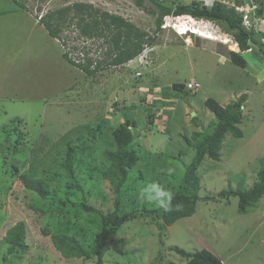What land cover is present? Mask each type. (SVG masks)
<instances>
[{
    "label": "rangeland",
    "instance_id": "1",
    "mask_svg": "<svg viewBox=\"0 0 264 264\" xmlns=\"http://www.w3.org/2000/svg\"><path fill=\"white\" fill-rule=\"evenodd\" d=\"M254 1L258 9L263 4ZM76 3L123 17L155 38L144 45L153 52L151 63L139 68L141 78L129 64L89 75L64 57L96 63L108 55L105 37L85 38L69 25L54 38L42 24L49 12ZM258 9L250 17L261 45L242 52L244 69L228 58L229 51L239 52L233 43L180 36L164 24L157 30L161 10L151 0H0V264H95L103 220L82 204L135 217L111 233L104 264L187 263L176 249H206L222 264H264V196L241 213L239 197L231 194L252 188L264 163V16ZM212 22L234 40L225 24ZM191 81L202 86L195 93L173 88ZM242 96L243 138L228 134L220 161L205 158L198 166L199 190L185 191L209 198L195 204L192 216L172 226L161 220L158 227L147 212L180 190L196 158L195 134L212 131L215 117L205 101L227 106ZM127 121L135 123L139 161L116 191L106 174L117 169L106 152L117 150L113 132ZM23 175L45 182L49 193L24 190ZM19 221L27 225L30 247L10 255L2 237ZM53 235L90 258L65 259Z\"/></svg>",
    "mask_w": 264,
    "mask_h": 264
},
{
    "label": "trees",
    "instance_id": "2",
    "mask_svg": "<svg viewBox=\"0 0 264 264\" xmlns=\"http://www.w3.org/2000/svg\"><path fill=\"white\" fill-rule=\"evenodd\" d=\"M151 1L161 10L157 20V30L162 28L163 18L167 15H192L196 18H205L225 24L233 32V37L241 50L240 52L229 51L228 58L233 64L244 69H246L248 62L242 55V52H247L252 49V45H261V39L256 38L254 30H248L243 26V16L234 7L216 3L210 8L197 2L173 7L172 5L165 4L161 0ZM246 2L247 0L243 2L236 0L237 5H242ZM258 12L262 15V8H259ZM75 21L76 23H74ZM41 22L54 38H59L64 27L69 25H75L79 29L80 35L85 38L96 37L99 39L105 37L109 45V50L107 51V57L103 61L95 63L91 58L84 61H76L69 54L66 53L64 55L71 64L77 66L89 75L95 74L108 66L126 64L143 51L145 44H153L155 41L154 37L149 36L146 32L137 28L123 17L112 15L109 12H102L95 9L90 4L76 3L69 7L49 12L41 19ZM173 88L176 91L186 90V87L180 83L174 84ZM246 99V96H242L237 102H233L227 106H222L213 98H209L205 101V105L215 117L212 131L206 134H195L194 139L198 143L196 158L187 170L182 180L180 190L168 198L159 208L147 212L148 216L153 218L158 227L163 225L161 220L166 226H172L180 218L192 216L195 213V204L199 200L206 201L209 198H202L198 195L192 196L185 193V191H187L188 186H191L194 190H199V180L195 175L198 166L205 158L220 161L223 142L228 134L235 138H243V132L239 125H241L243 120L241 107ZM134 130V121H127L120 124L113 132L117 150L106 152L107 158L117 169V175L116 172L112 170L108 171L106 174V177L116 185V191L120 190L122 183L126 179L128 170L134 168L139 161V157L132 147V142L135 139ZM73 150L74 147H71L69 151V159L71 162L74 158ZM20 178L24 190L26 189L42 197H45L46 194L49 193L45 182L29 181L25 175ZM222 194L224 195L225 193ZM231 194L239 197V211L241 213H245L248 210V206L261 199L264 196V163L258 171L257 180L252 188L243 192L233 191ZM26 196L24 192V197ZM81 206L102 217L103 229L98 237L94 249V256L96 257L95 264H104V257L107 252L111 233L115 232L123 224L135 217L132 215L116 217L114 214H103L101 211L84 204ZM38 216L43 218L44 214L40 213ZM41 229L43 234L48 236L49 231L46 227L43 226ZM2 239L9 245L8 254L10 255L14 253H25L30 247L27 242V225L24 221H19L5 230ZM52 240L56 248L62 251L65 259L84 258V256L90 258V255L79 247L76 249L66 243V241H62L54 235L52 236ZM176 250L177 253L179 252L178 254L188 260L185 264H222L221 260L215 254L206 249L197 250L195 252H186L182 249ZM169 264L175 263L172 262Z\"/></svg>",
    "mask_w": 264,
    "mask_h": 264
},
{
    "label": "built area",
    "instance_id": "3",
    "mask_svg": "<svg viewBox=\"0 0 264 264\" xmlns=\"http://www.w3.org/2000/svg\"><path fill=\"white\" fill-rule=\"evenodd\" d=\"M186 1H191L190 3L187 4H192L194 2L200 3L203 6L207 7H213L216 3H222L231 7H234L238 12H241L243 14V25L245 26L246 29L250 30L253 28V23L250 18V13L254 10L257 9V5L253 2L254 0H250L249 3L244 4V5H236L233 0H186ZM254 3V4H253ZM183 17H177L175 19L167 18L166 24L173 23V26L177 27L180 24V20H182ZM179 29V28H177ZM151 50V49H150ZM151 62L147 59V55L143 54L140 55L138 58L133 59L129 61V65L133 66L132 68L135 71V78H140L143 76V71L139 70V66L146 67L149 65ZM136 68V69H135ZM201 88V84L196 81H191L186 84V89L191 92H196Z\"/></svg>",
    "mask_w": 264,
    "mask_h": 264
},
{
    "label": "clouds",
    "instance_id": "4",
    "mask_svg": "<svg viewBox=\"0 0 264 264\" xmlns=\"http://www.w3.org/2000/svg\"><path fill=\"white\" fill-rule=\"evenodd\" d=\"M250 2V0L249 1H247L245 4H247V3H249ZM253 2H255V1H253ZM222 4V3H221ZM187 5H189V4H187ZM225 5V4H224ZM237 5V4H236ZM242 5H244V4H242ZM226 6H228V5H226ZM239 6V5H238ZM229 7H231V6H229ZM257 9H258V7H257ZM256 9V10H257ZM253 12V11H252ZM240 14H242L241 12H239ZM251 14V13H250ZM242 16H243V14H242ZM171 18V19H175V18H177V17H183V22H188V24H185V25H183L182 24V22H181V20H180V24L182 25L181 26V28H179V29H177V28H175V26H173V23H171L170 22V24L168 25V24H166V21H167V18ZM42 18V17H41ZM251 18V17H250ZM252 21V20H251ZM253 23V22H252ZM163 24H164V26L166 27V28H171L172 30H174L178 35H180V36H182V35H185V34H189V35H191V36H195V37H197V38H201V39H204V40H209L208 38H206V37H204L203 36V31H202V29H205L206 27H208V28H210V29H213L214 31H217V32H221V30H218V29H214V26H213V22H212V20H209V19H205V18H196V17H194V16H192V15H180V16H175V15H167V16H165L164 18H163ZM163 24H162V27H163ZM172 26V27H171ZM244 26V25H243ZM245 27V26H244ZM221 34H223V33H221ZM224 35H226V33L224 34ZM234 38V37H233ZM210 41H212V40H210ZM234 41H235V39H234ZM236 42V41H235ZM220 43H222V42H220ZM223 44V43H222ZM238 45V44H237ZM238 47H239V45H238ZM151 48H149V47H147V48H145V46H144V49H143V51L138 55V56H136L134 59H136V58H138L140 55H147V56H150V54H151V52H153V49H151ZM241 50H240V48H239V52H240ZM237 52V51H236ZM133 60V59H132ZM131 61V60H130ZM129 63V61L126 63V64H128ZM141 67V70H142V68H144L142 65L141 66H139L138 68H140ZM147 67V66H146ZM143 75H144V73H143ZM141 78V77H140ZM137 79H139V78H137ZM185 87H186V84H185ZM202 87V86H201ZM186 91H188L187 89H186ZM188 92H191V91H188ZM197 92V91H196ZM193 93H195V92H193Z\"/></svg>",
    "mask_w": 264,
    "mask_h": 264
},
{
    "label": "bare ground",
    "instance_id": "5",
    "mask_svg": "<svg viewBox=\"0 0 264 264\" xmlns=\"http://www.w3.org/2000/svg\"><path fill=\"white\" fill-rule=\"evenodd\" d=\"M181 22L184 25L185 22H183V20H181ZM186 24H188V22H186ZM181 26L182 25H178L177 28H181ZM202 30L205 32L206 38H208L209 41L212 40L213 42H222L225 45L227 44L229 45L232 43L233 45H237V43L233 39H231L228 35L221 34L222 32L214 31L213 29H210L208 27ZM234 49L236 50V47Z\"/></svg>",
    "mask_w": 264,
    "mask_h": 264
},
{
    "label": "crops",
    "instance_id": "6",
    "mask_svg": "<svg viewBox=\"0 0 264 264\" xmlns=\"http://www.w3.org/2000/svg\"><path fill=\"white\" fill-rule=\"evenodd\" d=\"M262 2H263V4H264V0H262ZM263 4H262V5H263ZM262 5H261V6H262ZM261 6H260V8H261ZM262 10H263V14H262V16H264V9H263V6H262ZM216 255H217V254H216ZM217 256H218V255H217ZM218 257H219V256H218Z\"/></svg>",
    "mask_w": 264,
    "mask_h": 264
}]
</instances>
